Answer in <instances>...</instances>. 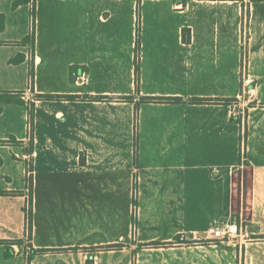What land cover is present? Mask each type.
<instances>
[{
    "label": "crops",
    "instance_id": "obj_1",
    "mask_svg": "<svg viewBox=\"0 0 264 264\" xmlns=\"http://www.w3.org/2000/svg\"><path fill=\"white\" fill-rule=\"evenodd\" d=\"M24 7L33 8L32 25L0 27V92H23L21 117L28 121L30 102L32 123L26 148L7 114L18 106L0 104V241L22 240L27 228L25 196H3L13 185L3 168L24 174L30 163V247L79 250L30 255L12 246L5 258L0 244V264H86L90 256L94 264H264V4L255 15L249 7V21L248 6L236 0H31L15 14ZM31 34L33 43L21 46ZM18 54L24 61L9 64ZM192 98L221 102L195 105ZM237 98L234 106L223 102ZM233 107L246 111V135ZM240 156L239 240L166 245L177 236L210 238L237 219L232 169ZM133 184L132 237L128 205L121 220L120 189ZM206 203L207 216L197 209ZM122 240L121 250L92 252Z\"/></svg>",
    "mask_w": 264,
    "mask_h": 264
},
{
    "label": "rangeland",
    "instance_id": "obj_2",
    "mask_svg": "<svg viewBox=\"0 0 264 264\" xmlns=\"http://www.w3.org/2000/svg\"><path fill=\"white\" fill-rule=\"evenodd\" d=\"M13 1L14 0H0V27L2 26V24H5V22H11V23H15L17 22L18 24L25 26L28 25L29 26V21L31 20V25H32V21H33V8H28V7H24L22 12H19L17 14H15V8H13ZM234 1V0H231ZM236 1H241L243 4H246L248 6V10H247V19L249 21L250 19V6L253 7V14L255 15L256 13V5H262L264 4V0H236ZM20 15L21 18H20ZM32 17V18H30ZM249 29V28H248ZM139 31V30H138ZM251 36L255 37V31L254 28L252 30V33L247 32V39L251 38ZM31 84V83H30ZM239 101V98L235 99L234 102L229 103L231 105H236V102ZM252 103H249L248 106H250ZM12 110H8L7 114L8 117L12 118V123L11 125L13 127H15V132L18 134H24L26 137V140H24L25 142V147L26 148H30V132L27 131H23V125L25 124V126H27V122L23 121V117H21V113L23 114V107L22 106H18V107H12L10 108ZM28 114H30L31 111V104L30 102L28 103ZM243 110H240L238 108L233 107V113H235V118L236 120V124H240L241 123V118L246 116V111L241 112ZM8 120H11L9 118H7ZM31 120H29V126L31 127ZM241 126V124H240ZM241 130H243V135H246L247 133V126H246V122L244 125L241 126ZM10 143L13 144L16 147H24V145H20L18 142H15L14 140H10ZM238 162L237 165H235L233 167V193L235 195H237V198H235V204L233 207V218L236 217L237 219L231 220L232 222L235 221L236 223H238V213H239V198H238V193H239V189H240V164H244V166H246V156L243 157H238ZM243 160V161H242ZM245 168V167H244ZM30 163H27V167H26V172L21 173V172H17V171H12L11 167L9 166H5V168H3V173L7 174V176H9L11 178V182H13V185L15 186H11L9 191L4 190L6 188L5 186V182L3 183V185L5 186V188H3V196H10L12 198L15 197H21V196H25L24 200H23V205H22V211L24 212L25 216L27 217L29 215V213L32 214V185H31V174H30ZM19 171V169H18ZM245 172V169H244ZM204 173V170L201 171V174ZM245 175V174H244ZM3 180H6V178L3 176ZM245 181V180H244ZM22 185L23 187H16L19 185ZM245 185V182H244ZM208 188V187H207ZM206 188V189H207ZM137 185L133 184L132 188L130 189H125V188H121L120 189V209H121V220L124 221V214H122L124 207L128 205V207H130L131 213L129 215V222L131 224L132 227V237L134 236V231H135V227H136V223H137V216H138V195H137ZM35 192L37 194V197H41L42 195H44L43 193V189L42 188H35ZM208 191H205V196L208 197ZM127 197V201L126 198ZM210 205V204H209ZM208 203L201 205L200 207L197 206V209L200 213H203L204 215H208L209 211H208V207H209ZM188 208V205H186ZM19 209V208H18ZM21 209V208H20ZM205 209V210H204ZM196 240L191 241H187L189 242V244H193V243H199V245L201 246H205V245H216L219 247H224V245L227 244H233L235 242H237L239 240V238H237L236 240L232 241L231 243L228 241H224V242H220V241H214V240H210L209 238L206 237V234H203L201 237H196ZM14 240H18V239H14ZM23 249L25 250V252L29 253V246H30V241H31V236L30 234L27 232H25V235L23 237ZM207 241H211V242H207ZM125 242L122 240L119 244L116 245H120L119 247L115 248L114 250H121L125 247ZM187 245V244H185ZM22 247V246H21ZM18 246V248H21ZM28 248V249H25ZM107 247V246H105ZM138 247H141L140 245H138ZM137 247V248H138ZM104 247H97V248H93L92 252L93 254L96 252L95 250H105L103 249ZM108 251V250H106ZM133 258V257H132ZM94 260V259H93ZM95 261V260H94Z\"/></svg>",
    "mask_w": 264,
    "mask_h": 264
},
{
    "label": "trees",
    "instance_id": "obj_3",
    "mask_svg": "<svg viewBox=\"0 0 264 264\" xmlns=\"http://www.w3.org/2000/svg\"><path fill=\"white\" fill-rule=\"evenodd\" d=\"M31 0H14L13 1V8H17L18 6L21 5H27L30 3ZM138 32V30H137ZM182 40L184 43H189L190 42V31L189 29H183L182 31ZM32 44L33 43V34L31 35H27L24 39H22L19 44L21 46H25L27 44ZM138 40H137V49H138ZM25 59V56L23 54H18L16 55L14 58L9 60V64L12 65H19L21 64ZM77 68L76 67H72L70 69V75L71 78L74 79V75H75V70ZM138 73H139V68L138 65H136L135 67V74H136V78L138 81ZM30 77V83H31V74L29 75ZM24 97V93L23 92H16V93H11V92H0V104L2 105H12V106H25V101L23 99ZM37 99H47V100H74L75 97L73 96H67V95H38L36 96ZM96 100H106L108 99L107 97H96ZM120 100L126 101V102H131V98L129 97H123L120 98ZM235 99H228V100H224V103H232L234 102ZM141 102L142 103H170V104H179L181 103V99L180 98H163V97H143L141 98ZM191 104H195V105H205V104H213V103H219L221 102V100L218 99H206V98H192L190 99ZM138 112V105L135 106V114H137ZM29 120H31V111L30 114H28ZM234 121V119H233ZM136 147V146H135ZM26 224H27V232L30 234L31 236V230H32V214L29 213V215L26 217ZM207 242H211V241H207ZM189 242L185 241L181 236H177L175 238V242L173 243H166V245L170 246L173 244H177V245H181V244H188ZM0 244L3 245V248L5 249V253L4 256L5 258H11L13 255V249L12 246H19L21 247L23 244L22 240H3L0 241ZM152 245L158 246L160 244L158 243H153ZM120 245H111V246H107L104 247L103 249L105 250H112L115 249L117 247H119ZM30 247V246H29ZM79 250V248H71V249H58V250H35L32 249L30 247V255H35V254H44L47 252H68V251H77ZM86 264H94V260L93 257L90 256L87 258L86 260Z\"/></svg>",
    "mask_w": 264,
    "mask_h": 264
},
{
    "label": "built area",
    "instance_id": "obj_4",
    "mask_svg": "<svg viewBox=\"0 0 264 264\" xmlns=\"http://www.w3.org/2000/svg\"><path fill=\"white\" fill-rule=\"evenodd\" d=\"M28 124H29V117L27 121L26 131L30 132L31 127ZM241 233H242L241 224L239 222L238 223L232 222L228 224L226 227L222 228L221 230L212 231L211 237L209 239L220 242H224V241L232 242L237 238H240Z\"/></svg>",
    "mask_w": 264,
    "mask_h": 264
}]
</instances>
